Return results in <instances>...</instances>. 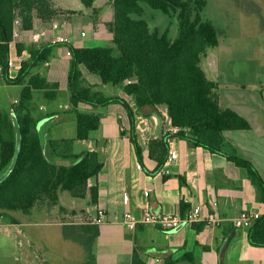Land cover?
<instances>
[{"label": "trees", "instance_id": "16d2710c", "mask_svg": "<svg viewBox=\"0 0 264 264\" xmlns=\"http://www.w3.org/2000/svg\"><path fill=\"white\" fill-rule=\"evenodd\" d=\"M87 8H94L95 0H81ZM114 19L107 25L112 46L75 47L71 51L68 77L70 113L77 125L76 141H89L101 126L98 109L112 104L122 105L130 118L129 139L138 158L142 147L137 136L136 113L146 109L165 108L176 133H168L150 142V156L158 162L156 172L162 169L169 155L168 139L188 142L190 147H201L224 156L237 167L247 170L256 188L257 199L264 204V178L249 160L224 151L225 133L251 130L249 121L232 109L220 105L218 84L208 79L201 63L211 48L219 46V30L203 18L207 0H112ZM142 4L165 15L174 16L177 37L152 29L143 18ZM94 13L97 10L94 8ZM70 15L56 7L53 0H0V76L7 85L21 86L17 102L8 110L0 107V177L12 164L17 141L14 118L22 134V148L17 164L10 175L0 183V216L10 217L13 212L30 214L42 205L60 204V194L69 192L75 199H88L89 205L99 203V174L104 159L98 151L65 155L58 148L69 141L47 138L43 147L37 126L46 117L58 116L51 112L34 114L35 94L42 93L46 101L59 97V84L48 80L35 70L48 63L56 47L63 44H17L18 54L28 49L29 59L23 61L16 78L10 77V44L14 26L19 20L25 31L35 29L36 22L52 23ZM81 68L96 77L100 86L119 89L133 101L118 95L106 96L96 85L90 84ZM131 81V83H129ZM88 110H84L83 106ZM57 159L69 160L70 165H58ZM154 173V172H153ZM152 173V174H153ZM90 181H94L90 185ZM182 186L186 180L180 177ZM183 217L186 203L181 202ZM84 224H65L64 237L82 245L87 252L85 264H97L95 244L100 236V225L85 217ZM252 247L264 248V214L248 228ZM142 249L134 250L132 264H147L141 257ZM167 264H175L170 261Z\"/></svg>", "mask_w": 264, "mask_h": 264}, {"label": "crops", "instance_id": "0c3cea01", "mask_svg": "<svg viewBox=\"0 0 264 264\" xmlns=\"http://www.w3.org/2000/svg\"><path fill=\"white\" fill-rule=\"evenodd\" d=\"M53 1L56 7L70 13L77 12V15L71 19L70 15H67L47 24L36 22L32 31H25L21 27V37L10 46L12 57L15 58V64L10 70L11 78L17 77L23 61L29 59L28 49L19 55L17 44L44 45L55 43L62 38L68 39L75 47H85L80 45L88 33L80 31V26L73 22L75 17L86 20L77 9L80 5L75 7L80 0L71 1L73 8L67 7L63 2ZM87 9L89 11L87 16L94 21L96 31L94 42L96 38L99 40L107 38L91 15L94 8ZM54 23H58L59 27L54 28ZM43 31L45 36L34 42L32 35ZM83 33L85 36H82ZM55 51L66 56L69 63L67 65L54 63L52 58ZM70 61L66 46L61 45L55 48L48 65L44 64L34 73L41 74L49 83L61 82L62 90L66 87L68 90ZM81 69L90 84L96 85L97 89L103 87L96 77L88 74L84 68ZM10 87L12 86L7 85L0 76V95L7 94ZM21 88L20 86V92ZM37 94L35 97L43 99L42 93L40 96ZM119 95L131 101L124 93L121 92ZM68 97L70 98V95ZM18 99L19 97L14 103ZM131 105L133 106L132 103ZM39 108L42 112L38 116L56 111L60 115L56 116L55 120H64V125L59 131L57 129L50 132V124L48 125L47 138L60 142L76 139V124L75 136L68 134L71 132L72 135L73 127L67 121L76 123L74 115L70 113L71 108L59 110L60 112L54 108L49 112L42 106ZM97 113L101 116V126L95 134L93 133L92 145L87 151H98L104 159V168L98 178L99 203L97 206H91L88 199L83 200L85 203H78L80 199H76L73 202L74 208L66 213L67 216L70 213L74 215L77 212L83 213L82 215L91 222L102 211L100 236L95 244L97 264H132L136 248L142 249L141 257L147 264H167L170 261L175 264H264V248L252 247L248 240V229L235 225L236 219L244 211L259 216L264 214V204L258 201L254 186H249L248 181L242 176L239 171L242 168L222 155L211 153L201 147L192 148L188 142L173 138L167 140L169 155L171 150H175L178 152V158L174 162L165 163L162 169L156 172L158 162L150 156V142L173 133L166 109H146L136 113L137 136L142 147L141 160L129 139L131 123L126 109L120 104H112L98 109ZM228 145L233 148L231 144ZM66 151L62 152L65 155L73 154ZM56 163L65 166L71 164L69 160L61 159H57ZM138 166H141V169ZM180 177L185 178V186L181 185ZM93 184L94 181H90V185ZM146 191H150L149 197L145 196ZM125 195L130 197L128 205L124 203ZM181 202L186 203V215L201 207L204 218L216 212L222 219L221 224L208 225L203 220L183 225L174 231H163L140 223L146 208L153 212L183 216ZM213 202L217 203L216 207L213 206ZM128 212L138 221L134 230L128 228L124 222ZM14 218L15 222H12L9 217L0 216V264H39L36 244L30 231L35 223L26 221L21 216ZM84 223L63 222L60 226L62 228L65 224ZM40 264L49 263L43 261Z\"/></svg>", "mask_w": 264, "mask_h": 264}, {"label": "rangeland", "instance_id": "374dc122", "mask_svg": "<svg viewBox=\"0 0 264 264\" xmlns=\"http://www.w3.org/2000/svg\"><path fill=\"white\" fill-rule=\"evenodd\" d=\"M57 1L63 2L67 7H74L71 4L72 0ZM80 1L77 2V5L75 4V7L80 5L77 9L80 10L79 12L82 16L84 15L86 20L75 17L73 22L80 26V31L84 30L88 33L80 46H112V34L107 27V24L114 19L112 0H95L94 8L97 9V13L91 10V15L94 20L96 19L95 23L98 28L101 27L103 35L107 37L101 40L96 38L95 42L94 21L90 19L89 15L87 16L89 11ZM207 1L203 18L212 21L217 27L220 43L219 46L209 49L201 66L208 79L218 84L221 107L238 112L249 121L252 127L248 131L226 132L227 146H225L224 151L231 154L235 153L237 156L251 161L264 178V0ZM142 6L145 10L143 18L147 20L152 29H157L161 33L167 32L171 38L177 37V22L174 16L165 15L147 4H142ZM76 15L77 12L70 13V19ZM52 59L57 64L67 65L69 63V59L59 51H55ZM59 84H61L59 85V97L55 101L50 102L42 99V97H35L34 114L38 116L42 112L39 106H42L43 109L46 108L48 112L52 108L57 109V111L71 108L67 87L62 90V83L59 82ZM98 89L106 96L121 94L119 89L110 85ZM7 91L4 96L0 95V107L4 110H8L15 99L19 97L20 86H12ZM37 95L40 96L41 94L38 92ZM131 103L133 104V101ZM67 123L73 127L72 135H70L71 132H68L69 136H75L76 123H72V121H67ZM63 125L64 120L53 121L50 124V132L57 129V131L61 130ZM68 141L59 146V152H65L66 149H69L66 152L78 155L87 151L92 145L91 140ZM228 144H231L233 148L229 147ZM242 169H239L243 174L242 176L248 181L249 186L253 185L248 179L247 170ZM60 199L58 206L42 205L34 208L32 214L13 212L10 217L21 216L24 220L35 223L34 228L27 229H30L36 244L39 264L43 261L49 264H85L87 261L85 248L70 239H66L63 236L64 228H61L60 224L63 222L84 223L86 219L82 215L83 213L79 212L76 215L70 213L67 216L66 213L72 207L74 208L73 202L76 201L69 192H62ZM78 203H85V201L80 199Z\"/></svg>", "mask_w": 264, "mask_h": 264}, {"label": "built area", "instance_id": "2783aa9c", "mask_svg": "<svg viewBox=\"0 0 264 264\" xmlns=\"http://www.w3.org/2000/svg\"><path fill=\"white\" fill-rule=\"evenodd\" d=\"M54 28H58L59 25L58 23L53 24ZM21 23L19 20H16L15 26H14V34H13V41L11 42L10 46L12 44H15L19 38L21 37L22 33V28H21ZM45 36V31L40 32V33H35L32 35V39L34 42L40 41L43 37ZM82 36H85V33L82 34ZM56 44H63L67 48V55L72 56L71 51L69 47L67 46L70 44V41L68 39H62L60 38ZM54 43V44H55ZM15 58L12 57L11 54V49H10V59L8 62L9 65V70L14 66ZM48 65V63H46ZM2 72V68L0 67V73ZM131 83V81H129ZM84 110H88V107L85 105L83 106ZM173 133L177 132V129L173 128ZM178 158V152L175 150L170 151V155L166 161V163H171L176 161ZM139 169H141V166H138ZM145 196L149 197L150 196V191L145 192ZM124 203L128 205L130 203V197L128 195L124 196ZM213 206L216 207L217 203L213 202ZM260 216L256 213H252L249 211H244L241 213L238 219L235 221V225L238 228H244L248 229L251 224L258 219ZM103 220V213L102 211L99 212L98 216L95 217L91 222L96 223L100 225ZM205 221L208 225H214V226H219L222 222V219L219 217L218 213H213L207 216L206 218L203 217L202 215V210L201 207H198L194 209L193 211L189 212L185 217L180 216V215H174V214H169L165 212H153L151 211L150 208H146L143 217L140 221V223L147 225L149 227H154L161 229L163 231H174L178 228H180L183 225H191L193 223L199 222V221ZM124 222L128 226V228L134 230L138 224V221L135 219L132 213L128 212L126 213L124 217Z\"/></svg>", "mask_w": 264, "mask_h": 264}, {"label": "water", "instance_id": "95a60500", "mask_svg": "<svg viewBox=\"0 0 264 264\" xmlns=\"http://www.w3.org/2000/svg\"><path fill=\"white\" fill-rule=\"evenodd\" d=\"M56 118H57L56 116L46 117L42 121H40L38 126H37V131H38V134H39V137H40V140H41L43 147H45V145L47 143V137H48L47 127L49 124H51L53 121H55ZM14 124H15L16 132H17L15 155H14L12 164L9 167V169L6 171V173H4L0 177V183L3 182L10 175V173L13 171V169L15 168L17 161H18V158H19V155H20V152H21V148H22V134H21L20 126H19L16 118H14Z\"/></svg>", "mask_w": 264, "mask_h": 264}]
</instances>
